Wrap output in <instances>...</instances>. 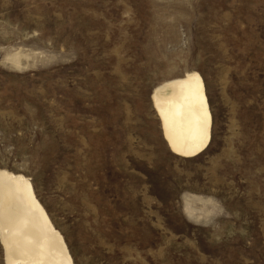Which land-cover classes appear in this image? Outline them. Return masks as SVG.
<instances>
[{
	"label": "rangeland",
	"instance_id": "obj_1",
	"mask_svg": "<svg viewBox=\"0 0 264 264\" xmlns=\"http://www.w3.org/2000/svg\"><path fill=\"white\" fill-rule=\"evenodd\" d=\"M192 72L212 124L185 159L151 99ZM0 170L74 264H264V0H0Z\"/></svg>",
	"mask_w": 264,
	"mask_h": 264
},
{
	"label": "bare ground",
	"instance_id": "obj_2",
	"mask_svg": "<svg viewBox=\"0 0 264 264\" xmlns=\"http://www.w3.org/2000/svg\"><path fill=\"white\" fill-rule=\"evenodd\" d=\"M151 100L171 153L190 159L208 148L212 117L198 73L157 87ZM0 243L4 264H74L30 179L6 170H0Z\"/></svg>",
	"mask_w": 264,
	"mask_h": 264
}]
</instances>
